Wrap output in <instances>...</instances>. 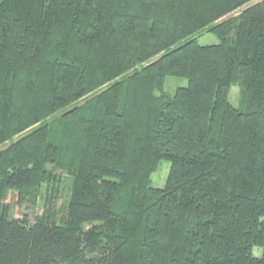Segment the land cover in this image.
I'll return each instance as SVG.
<instances>
[{"label":"trees","instance_id":"1","mask_svg":"<svg viewBox=\"0 0 264 264\" xmlns=\"http://www.w3.org/2000/svg\"><path fill=\"white\" fill-rule=\"evenodd\" d=\"M253 1L0 0V264H264Z\"/></svg>","mask_w":264,"mask_h":264},{"label":"rangeland","instance_id":"2","mask_svg":"<svg viewBox=\"0 0 264 264\" xmlns=\"http://www.w3.org/2000/svg\"><path fill=\"white\" fill-rule=\"evenodd\" d=\"M258 1L259 0H254L253 3L258 2ZM237 13L238 11L230 15L227 18L237 15ZM197 41L200 45H213V44L218 43L217 37L214 36L212 33H203L202 35L198 37ZM186 85H187L186 79L168 78L166 85H165V92L169 94H173L177 88L185 87ZM237 93H238L237 89L232 88V90L230 91V95H229V101L235 107L238 106ZM169 169H170L169 163L162 162L159 169L151 176V186L154 188H162L166 182ZM61 202L62 201L58 203V206H60ZM7 203L8 205H10L12 209V215L15 218H20L21 215L22 216L26 215L29 220H32L35 215H39L42 213L41 199L36 200V206H33L27 199H24L23 201L20 202L18 195L15 193V194H11L8 196ZM255 255L259 256L258 250L255 251Z\"/></svg>","mask_w":264,"mask_h":264}]
</instances>
